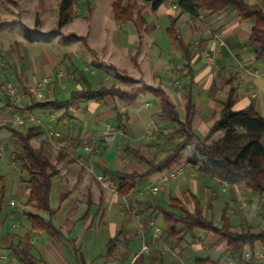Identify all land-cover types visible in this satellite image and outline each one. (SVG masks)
Segmentation results:
<instances>
[{"label":"crops","instance_id":"obj_1","mask_svg":"<svg viewBox=\"0 0 264 264\" xmlns=\"http://www.w3.org/2000/svg\"><path fill=\"white\" fill-rule=\"evenodd\" d=\"M244 1L264 10V0ZM113 2L76 3L58 30L59 1L51 13L45 12L43 0L35 24L39 0L30 14L10 10L18 7V0H0V264H22L12 253L15 245L40 264H98L105 255L101 246L106 264H264L256 257L262 253L258 243L254 256L245 246L243 254L232 257L226 240L212 232L194 229L171 240L165 236L159 212V208L172 210L175 200L189 213L198 209L216 227L225 218L235 233L264 230L260 221L264 197L213 177L201 150V144L212 145L222 138L224 131L212 128L229 100L234 111L253 105L264 117V58L256 60L249 44L253 21L232 9L217 13L197 9L192 15L179 8V0H163L156 9L133 0L134 17L144 19L138 30L132 20L115 19ZM203 50L214 57L213 65L205 64ZM116 73L132 81L117 80ZM44 78L48 79L44 97L37 100L29 88ZM6 82L21 91L19 103L6 94ZM111 86L139 89L131 102L117 94L73 97L75 92ZM159 93L173 104L180 121L186 117L187 103L191 106L193 138L186 144L190 149L184 145L169 167L159 164L182 136L176 123L161 114ZM43 101L68 105L37 104ZM27 113L57 132L51 142L43 138L42 127L18 126L10 120L14 114ZM30 127V144L42 149L55 170L49 201L60 238L31 230L26 217L37 211L27 204L28 175L15 160L19 139L11 129L25 132ZM152 127L155 130L145 135ZM179 164L182 171L176 178L153 179L154 171L161 176ZM112 173L140 176L122 181ZM95 174L106 175L117 188L125 183L131 187L126 194L104 189ZM155 185L156 192L151 189ZM126 207H134L136 215ZM3 210L4 221L24 216L27 222L20 231H14L18 221L10 225L2 221ZM154 226L161 230L160 239L133 261L140 245L150 243Z\"/></svg>","mask_w":264,"mask_h":264},{"label":"trees","instance_id":"obj_2","mask_svg":"<svg viewBox=\"0 0 264 264\" xmlns=\"http://www.w3.org/2000/svg\"><path fill=\"white\" fill-rule=\"evenodd\" d=\"M88 0H59L58 3V22L59 30L67 21L73 10V6L80 2ZM114 0L112 10L116 20H132L137 29L140 30L144 19L142 16L133 14V0ZM150 4L152 9H156L163 0H143ZM89 5V4H88ZM43 6V0H39V6L36 10L35 24L39 23L38 14ZM178 6L182 11L194 15L197 9H202L211 13L221 12L226 9H232L239 13L244 19H251L253 25L249 37V44L253 47L255 59L264 58V10L256 5H249L244 0H179ZM172 32V28H170ZM117 80L130 82L129 77L115 74ZM0 81V88L2 87ZM138 87H132L129 90H120L115 86L103 87L97 92H75L74 96L88 97L89 93L95 96L119 95L123 100L131 102ZM161 103V114L167 116L179 128L182 139L177 143L174 150L167 155L159 165L169 167L176 160L180 149L193 138L190 128L191 106L187 103L186 117L180 121L172 103L163 94L157 95ZM229 100L227 107L222 113L221 119L216 122L214 128L224 131L221 139L212 145L201 144V150L206 159L211 160V164L206 163V169L210 174L221 182L237 184L243 186L246 190L256 196L264 197V117L260 116L253 105L244 109L234 111L231 109ZM45 108H65L68 102L54 103L50 101L37 102ZM34 127L35 124H31ZM237 128L243 130L238 132ZM211 129V131H212ZM11 133L19 139V150L15 154V160L20 167L27 173V186L29 189L27 204L32 205L37 212H27L26 217L30 223V229L33 231H44L54 238H60V231L54 226V213L49 201L51 188V178L55 173L48 157L41 148H34L30 144L33 135V127L25 132L11 129ZM206 139V138H204ZM203 139V141H204ZM156 166H152L154 168ZM112 176L118 180L134 181L140 175L136 173L121 174L112 173ZM130 185L125 183L117 188L120 194H126ZM171 209L159 208L163 219L165 236L171 240H180L186 234L194 229L205 232H212L222 239L226 240L227 251L232 257H238L243 254L245 246L250 248V254L255 255L254 244L258 243L261 247L264 258V230L256 233L246 230L241 233L231 231L227 219L223 218L220 227L203 217L197 209L194 213H189L184 206L171 200ZM173 210H177L180 215ZM38 212L47 215L44 218ZM13 255L22 264H40L38 260L32 257L26 250L18 246L11 247Z\"/></svg>","mask_w":264,"mask_h":264},{"label":"built area","instance_id":"obj_3","mask_svg":"<svg viewBox=\"0 0 264 264\" xmlns=\"http://www.w3.org/2000/svg\"><path fill=\"white\" fill-rule=\"evenodd\" d=\"M216 39H218V41H220V39L218 38L217 35H215ZM220 43L222 44V42L220 41ZM202 57L203 60L205 62L206 65L211 66L214 64V57L207 51V50H203L202 51ZM48 81L47 78L42 79L40 82H36L33 86H31L29 88L30 92L32 94H34L35 98L37 100L43 99L44 94L42 93V88L44 86V84ZM5 92L6 94L11 97L15 103H19L21 97H22V93L21 91L16 87V85L13 82H6L5 83ZM11 122H13L15 125L21 126V125H25V124H35L37 126H40L43 128V138L48 141L51 142L52 138L54 136L57 135V132H55L54 130H52L50 128V126H47L43 123V120L37 116H35L32 113H27V115H20V114H14L11 117ZM155 130V127H152L150 129H147L145 131V135H150L153 131ZM187 150L190 149L189 145H186ZM206 163L211 164V160L206 159ZM182 171V165H176L173 168L168 169L167 171H165L164 173L161 174L160 176V180L162 181H166L169 178H176ZM95 179L97 180V182L105 189L108 190H112V191H117V187L115 184H113L110 180V178H108L106 175L103 174H95ZM152 191L156 192L159 187L158 186H153ZM127 210L130 211L131 214L136 215L135 210L130 208V207H126ZM132 209V210H131ZM161 230L158 226H154L153 230H152V235H151V241L150 243L148 242H143L140 245L139 250L134 254L133 256V261L136 260V258L142 253V252H147L150 249V246L157 240L160 239L161 235ZM166 249H168L167 247H165ZM245 256L247 258L250 257L249 253H246ZM256 257L258 258H263V254L262 253H258L256 254Z\"/></svg>","mask_w":264,"mask_h":264},{"label":"rangeland","instance_id":"obj_4","mask_svg":"<svg viewBox=\"0 0 264 264\" xmlns=\"http://www.w3.org/2000/svg\"><path fill=\"white\" fill-rule=\"evenodd\" d=\"M38 0H18V7L17 8H10V10H15V11H19L21 13H23L24 11L28 14L32 13L36 3H37ZM59 0H45V4H46V11L45 12H56V8H57V3H58ZM58 10V9H57ZM5 11V15L7 14V11ZM24 12V13H25ZM8 15V14H7ZM26 15V14H25ZM24 21H27L26 17L24 16ZM264 139V138H263ZM155 175L153 177L156 178L159 176L160 178V173L157 172V171H154ZM160 182V181H159ZM158 184V183H156ZM105 189V188H104ZM248 192V191H247ZM248 193H251V192H248ZM133 209H135L133 207ZM132 210V209H131ZM136 211H138V208L136 209ZM262 215H263V218L262 216H260V221H264V211L262 212ZM1 217H2V221H4V217H5V210L2 211L1 213ZM13 221H18L19 225L17 227V229H15L14 231H20L21 228H23V225L27 222L25 219H24V216L23 215H16L15 218L13 220H10V219H7L6 221H4V223H6L7 225H10ZM134 223V221H132ZM118 241H113V243H117ZM122 248V247H121ZM104 250V251H103ZM123 250V249H122ZM99 251L100 252H103L105 255L102 256L101 259H99V261L97 262L98 264H106L107 263V259L108 257H106V250L104 249V246H101L99 248Z\"/></svg>","mask_w":264,"mask_h":264}]
</instances>
